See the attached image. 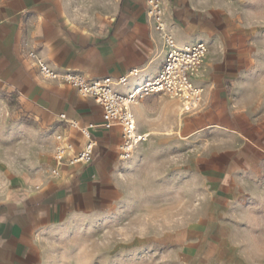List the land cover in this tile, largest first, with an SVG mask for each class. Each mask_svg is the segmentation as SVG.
<instances>
[{
    "label": "crops",
    "instance_id": "crops-1",
    "mask_svg": "<svg viewBox=\"0 0 264 264\" xmlns=\"http://www.w3.org/2000/svg\"><path fill=\"white\" fill-rule=\"evenodd\" d=\"M226 1L164 0L165 25L175 39L208 46L196 78L205 89L203 108L180 119L179 100L153 92L140 98L133 110L138 132L147 135L141 144L149 137L177 138L185 146L179 153L187 161L186 170L198 160L203 186L227 196L243 180L232 172L235 156L204 146L215 141L222 128L250 121L243 109H234L230 92L250 62L251 36ZM146 10L147 0H119L106 29L98 31L70 23L63 0H0V105L35 117L47 114L56 131L69 133L74 148L59 173L32 190L5 175L0 163V264H41L50 232L81 213L119 201L128 187L124 180L132 161L120 158L122 130L102 125V106L67 83L43 78L29 53L37 52L57 72H77L93 80L126 76L114 89L129 93L154 79L164 61L165 45ZM69 119L90 126L98 138L88 161L69 163L85 143L81 132L69 127ZM196 141L203 146L197 156L189 150ZM249 161L242 153L243 166Z\"/></svg>",
    "mask_w": 264,
    "mask_h": 264
},
{
    "label": "rangeland",
    "instance_id": "rangeland-1",
    "mask_svg": "<svg viewBox=\"0 0 264 264\" xmlns=\"http://www.w3.org/2000/svg\"><path fill=\"white\" fill-rule=\"evenodd\" d=\"M63 1L70 23L98 31L106 29L119 3ZM226 2L251 36L250 62L230 92L234 109H243L250 121L222 128L204 147L235 156L232 172L243 176L239 187L227 196L204 187L198 160L186 170L179 153L185 146L177 138L149 137L134 150L119 201L50 232L41 264H264V0ZM178 105L180 119L191 113ZM49 121L47 114L35 117L0 105V163L24 190L53 175L57 131ZM202 148L196 141L189 150L197 156ZM242 153L250 157L245 166Z\"/></svg>",
    "mask_w": 264,
    "mask_h": 264
},
{
    "label": "built area",
    "instance_id": "built-area-1",
    "mask_svg": "<svg viewBox=\"0 0 264 264\" xmlns=\"http://www.w3.org/2000/svg\"><path fill=\"white\" fill-rule=\"evenodd\" d=\"M148 22L160 32L165 45L162 68L157 76L129 93H120L114 85L123 84L127 77L117 80L111 76L102 79H88L72 71L57 72L53 70L37 52L31 51L29 56L35 60L43 78L55 79L75 87L81 95L92 97L103 109L104 127L119 126L122 130L120 144V158L127 160L132 157L138 144L146 140V133H139L137 120L133 110L143 96L159 92L170 98L179 100L182 112H195L203 107L205 89L197 84L196 78L201 65L208 53L205 42L182 44L178 42L164 21V0H147ZM62 119H67L61 113ZM69 127L77 129L85 138L83 147L74 152L69 163H82L92 158L98 145V138L91 132L90 126H81L76 120H68ZM73 142L65 130L57 131L54 135V154L52 173L58 174L62 165L66 163L68 154L73 151Z\"/></svg>",
    "mask_w": 264,
    "mask_h": 264
},
{
    "label": "bare ground",
    "instance_id": "bare-ground-1",
    "mask_svg": "<svg viewBox=\"0 0 264 264\" xmlns=\"http://www.w3.org/2000/svg\"><path fill=\"white\" fill-rule=\"evenodd\" d=\"M148 134V133H147Z\"/></svg>",
    "mask_w": 264,
    "mask_h": 264
}]
</instances>
